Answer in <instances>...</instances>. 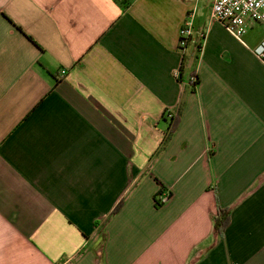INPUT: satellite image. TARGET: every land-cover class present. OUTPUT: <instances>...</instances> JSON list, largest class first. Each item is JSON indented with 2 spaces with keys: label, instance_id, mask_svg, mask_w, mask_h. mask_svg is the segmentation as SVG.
I'll list each match as a JSON object with an SVG mask.
<instances>
[{
  "label": "crops",
  "instance_id": "crops-1",
  "mask_svg": "<svg viewBox=\"0 0 264 264\" xmlns=\"http://www.w3.org/2000/svg\"><path fill=\"white\" fill-rule=\"evenodd\" d=\"M213 1L0 0V264H264V23Z\"/></svg>",
  "mask_w": 264,
  "mask_h": 264
},
{
  "label": "built area",
  "instance_id": "built-area-1",
  "mask_svg": "<svg viewBox=\"0 0 264 264\" xmlns=\"http://www.w3.org/2000/svg\"><path fill=\"white\" fill-rule=\"evenodd\" d=\"M211 18L219 22L232 36L241 40L250 23H264V0H214L211 8ZM192 33V20L189 18L179 31V48L183 49ZM258 54L264 57V48ZM66 70L61 71L65 76ZM166 117L171 125L176 115L167 112ZM169 195L160 197L161 203H166Z\"/></svg>",
  "mask_w": 264,
  "mask_h": 264
},
{
  "label": "trees",
  "instance_id": "trees-1",
  "mask_svg": "<svg viewBox=\"0 0 264 264\" xmlns=\"http://www.w3.org/2000/svg\"><path fill=\"white\" fill-rule=\"evenodd\" d=\"M176 117L172 125L175 126ZM159 201V200H158ZM229 211L227 209H220L214 223V229L216 232L221 233L229 223Z\"/></svg>",
  "mask_w": 264,
  "mask_h": 264
}]
</instances>
